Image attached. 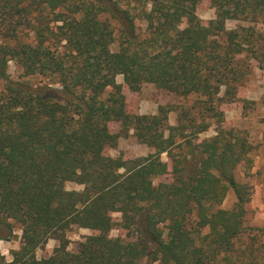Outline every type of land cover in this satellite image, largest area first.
I'll use <instances>...</instances> for the list:
<instances>
[{
	"label": "trees",
	"instance_id": "obj_1",
	"mask_svg": "<svg viewBox=\"0 0 264 264\" xmlns=\"http://www.w3.org/2000/svg\"><path fill=\"white\" fill-rule=\"evenodd\" d=\"M201 1L0 0V223L10 231L0 239L22 230L0 264H261L264 227L246 224L253 187L236 175L252 166L253 144L234 129L200 134L224 122L221 104L236 100L251 60L264 71V0H210L207 23ZM36 74L49 81L26 79ZM118 75L132 91L151 83L196 102L131 113ZM121 136L152 151L106 154ZM162 175L171 178L156 185ZM231 188L236 201L223 208ZM74 225L91 233L70 250ZM52 237L59 246L38 257Z\"/></svg>",
	"mask_w": 264,
	"mask_h": 264
},
{
	"label": "rangeland",
	"instance_id": "obj_2",
	"mask_svg": "<svg viewBox=\"0 0 264 264\" xmlns=\"http://www.w3.org/2000/svg\"><path fill=\"white\" fill-rule=\"evenodd\" d=\"M198 15L203 23L216 16V9L212 6L210 0H202L197 8ZM238 24L236 20H228L227 28H235ZM264 26L262 23L258 27ZM119 47L118 35L112 48L117 50ZM251 74L245 83L241 84L238 89V95L235 101L224 102L221 104V109L225 113V120L221 125L215 121L212 122L210 128L204 133L200 134V139L210 137L218 132L220 128L234 129L242 134L247 135L253 144L251 157L253 159L252 166L248 163L242 162L236 169V175L240 181L248 182L253 187L252 199L247 207L249 213L247 215L246 224L253 227H264V71L258 65V62L251 60ZM21 69L14 61L10 62V73L14 78H19ZM33 84H44L49 81V78L42 74H36L26 77ZM117 81L123 84V91L126 95L127 108L131 113H156L160 105H186L195 104L196 95H191L187 98L170 93L164 89L158 88L156 85L148 83L145 84L141 90L132 91L124 82L123 75L117 76ZM224 94V88L221 95ZM178 122V111L172 110L169 112V123L172 125ZM110 130L112 132H119L120 122L112 121L110 123ZM151 148L145 143H139L134 137L121 136L117 147H107L105 153L118 156L122 155L125 159H131L142 155H147L151 152ZM162 159L172 164L171 158L167 153L162 154ZM171 175H162L154 179L157 185L162 181H169ZM66 187L68 189L84 188L83 184L75 181H67ZM236 201V195L231 188L228 190L227 196L224 199L221 207L232 208ZM115 216H120V213H114ZM256 231H252L255 233ZM91 233V230L84 227L72 226L67 232L68 249L75 250L79 242L84 236ZM126 231L122 228H115L111 232L112 236L121 235L126 236ZM10 231L7 226L0 223V237L9 235ZM22 230L18 224H14V236L10 239H0V253L4 255L7 261L13 259L12 251L20 247ZM245 241H251L246 238ZM59 240L50 238L43 246L37 250V256L42 257L49 255L56 247L59 246ZM255 247L258 249L257 253L261 264H264V235H259L254 239ZM154 264H159L155 262Z\"/></svg>",
	"mask_w": 264,
	"mask_h": 264
}]
</instances>
